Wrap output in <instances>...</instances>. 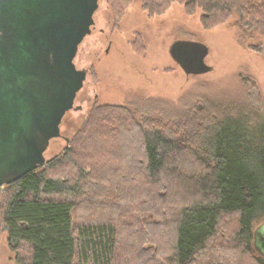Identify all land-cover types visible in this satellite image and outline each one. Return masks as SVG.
Returning a JSON list of instances; mask_svg holds the SVG:
<instances>
[{
    "label": "trees",
    "instance_id": "obj_1",
    "mask_svg": "<svg viewBox=\"0 0 264 264\" xmlns=\"http://www.w3.org/2000/svg\"><path fill=\"white\" fill-rule=\"evenodd\" d=\"M173 2H183L187 15L201 8L206 29L237 13V43L263 52L260 45H246V29L253 25L264 33V2L144 0L143 10L150 17L159 15ZM247 85L237 101L226 95L190 96L174 107L136 96L122 108L93 107L74 152L85 158L88 152L83 151L98 136L107 146H116L118 163L107 164L109 175L99 181L123 196L119 206L148 197L150 211L159 204L160 219L145 217L136 224L140 239L131 234L125 239L117 205L98 206L91 218L86 207L75 222L71 197L82 186L92 187L93 180L76 161L75 177L52 176L48 171L57 160H51L46 168L37 166L6 183L0 217L16 264H194L210 250L208 241L216 236L221 219L230 215L236 221L232 241L254 254L256 264H264L251 247L254 225L264 220V108L256 86ZM208 264L227 262L219 258Z\"/></svg>",
    "mask_w": 264,
    "mask_h": 264
},
{
    "label": "rangeland",
    "instance_id": "obj_2",
    "mask_svg": "<svg viewBox=\"0 0 264 264\" xmlns=\"http://www.w3.org/2000/svg\"><path fill=\"white\" fill-rule=\"evenodd\" d=\"M115 1L97 0L90 33L78 45L73 60L76 69L86 71L85 80L75 96L72 109L62 117L60 135L50 139L43 155L45 162L39 167L46 168L48 162L56 159V166L48 172L52 176L70 178L76 172L73 167L76 161L93 181L92 187L84 189L82 186L80 192L71 197L76 204L75 222H80L84 213L82 209L86 207L89 210L87 214H90L88 218H91L98 206L117 205L118 224L122 231L127 232L125 239L129 234L140 239L141 233L135 232V225L145 217L159 220V204H152L153 210L150 211L148 197L143 196L137 197L145 199L140 204L137 203L140 199H135L132 204L127 202L119 206L123 196H116L106 183L104 186L99 181L109 175L107 164L115 167L118 163L116 146H107L103 136L96 137L83 151L88 152V156L78 158L81 152H74L75 144H78L76 137L89 112L96 105L122 108L136 96L164 100L174 107H179L181 101L190 96L203 99L226 95L237 101L243 95L246 82L250 88L256 86L264 108V33L259 28L255 30L253 25L246 29V45H260L263 50L254 52L237 43L234 23L238 15L235 12L224 24L206 29L200 22L202 9L194 7L193 13L187 15L183 2H173L163 13L150 17L143 10L144 0H122L118 1L120 4ZM241 22L238 24L245 30ZM172 42L204 45L207 48L204 62L211 69L201 74L186 75L168 53ZM66 150H69L68 155H64ZM10 180L12 177H8ZM7 186L0 187V210ZM167 206L175 207L172 203H167ZM235 229V216L223 217L216 236L208 241L210 250L197 256L194 264H208L219 258L227 264H256L254 254L232 241ZM231 248H235L234 251ZM15 253L8 244L7 233L2 230L0 217V264H16Z\"/></svg>",
    "mask_w": 264,
    "mask_h": 264
},
{
    "label": "water",
    "instance_id": "obj_3",
    "mask_svg": "<svg viewBox=\"0 0 264 264\" xmlns=\"http://www.w3.org/2000/svg\"><path fill=\"white\" fill-rule=\"evenodd\" d=\"M97 0H0V186L44 164L86 71L76 69L78 45L90 33ZM168 53L186 75L211 68L207 48L172 42ZM264 257V220L252 233Z\"/></svg>",
    "mask_w": 264,
    "mask_h": 264
},
{
    "label": "flooded vegetation",
    "instance_id": "obj_4",
    "mask_svg": "<svg viewBox=\"0 0 264 264\" xmlns=\"http://www.w3.org/2000/svg\"><path fill=\"white\" fill-rule=\"evenodd\" d=\"M50 141V140H49ZM49 144V143H48ZM48 147V146H47ZM43 155H44V152H43ZM8 177H12V179H13V175L12 174H8V175H6V179H7V181H8Z\"/></svg>",
    "mask_w": 264,
    "mask_h": 264
}]
</instances>
